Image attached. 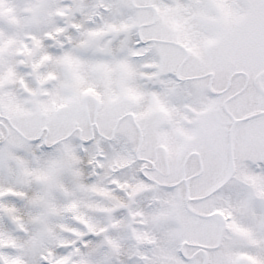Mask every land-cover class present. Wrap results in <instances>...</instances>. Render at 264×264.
I'll list each match as a JSON object with an SVG mask.
<instances>
[{
    "label": "snow or ice",
    "instance_id": "1",
    "mask_svg": "<svg viewBox=\"0 0 264 264\" xmlns=\"http://www.w3.org/2000/svg\"><path fill=\"white\" fill-rule=\"evenodd\" d=\"M0 264H264V0H0Z\"/></svg>",
    "mask_w": 264,
    "mask_h": 264
}]
</instances>
